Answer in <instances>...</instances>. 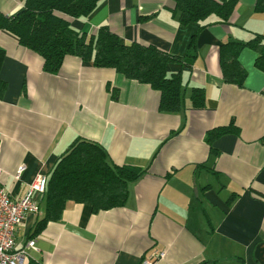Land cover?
<instances>
[{
	"label": "crops",
	"instance_id": "0c3cea01",
	"mask_svg": "<svg viewBox=\"0 0 264 264\" xmlns=\"http://www.w3.org/2000/svg\"><path fill=\"white\" fill-rule=\"evenodd\" d=\"M255 1L237 0L228 22L212 15L183 24L174 0H98L87 16H67L88 35L107 25L123 42L178 55L198 33L180 112L159 110L160 92L149 84L76 55H67L57 74L45 72L38 53L0 29V75L7 82L0 98L1 185L22 195L78 137L100 143L110 163L145 169L129 183L123 206L95 213L88 203L67 201L60 220L32 237L38 249L29 251V264H141L155 250L166 251L156 264H264V71L249 47L239 54L243 86L224 83L219 62L220 44L264 34V11L255 10ZM23 2L0 0V11L8 15ZM179 69L173 64L169 72ZM192 87L205 89V106H192ZM232 120L239 132L216 138L211 152L207 131ZM41 197L39 213L17 227L18 247L44 215Z\"/></svg>",
	"mask_w": 264,
	"mask_h": 264
},
{
	"label": "trees",
	"instance_id": "16d2710c",
	"mask_svg": "<svg viewBox=\"0 0 264 264\" xmlns=\"http://www.w3.org/2000/svg\"><path fill=\"white\" fill-rule=\"evenodd\" d=\"M174 13L183 24L198 22L216 15L228 22L237 0H174ZM98 0H24L12 13L0 11V29L14 34L18 42L43 58V70L57 74L67 55H76L96 67H111L125 77L149 84L160 92L159 110L180 112L184 108V70L191 69L198 56L197 36L190 39L188 51L174 54L153 44L126 43L110 30L101 26L95 34L88 35L71 25L67 16H87ZM255 10L264 11V0H256ZM249 47L259 53L255 60L264 71V34L254 33L248 40L231 39L220 44L219 62L222 80L226 84L243 86L246 68L239 54ZM5 50L0 47V72ZM180 69L169 72L170 65ZM7 82L0 75V98L4 96ZM190 100L193 107L205 106L206 92L202 87H192ZM239 132L234 120L228 125L216 126L207 131L206 141L211 152L213 141L219 136ZM204 166V165H201ZM145 169L131 164L110 163L106 149L98 142L78 137L62 152L48 174L45 194L42 195L44 215L35 222L29 238L41 233L49 222L60 220L66 203L73 200L88 203L93 212L110 210L125 205L129 196V183L141 177ZM229 197L231 203L236 197Z\"/></svg>",
	"mask_w": 264,
	"mask_h": 264
},
{
	"label": "built area",
	"instance_id": "2783aa9c",
	"mask_svg": "<svg viewBox=\"0 0 264 264\" xmlns=\"http://www.w3.org/2000/svg\"><path fill=\"white\" fill-rule=\"evenodd\" d=\"M25 165H21L15 173L19 179ZM48 175L38 174L30 182L22 195L13 196L0 184V264H29V251L37 250L36 239L31 238L23 246L16 244V231L18 225L30 214L40 211L39 197L46 192ZM166 256L165 250H155L141 259V264H156Z\"/></svg>",
	"mask_w": 264,
	"mask_h": 264
}]
</instances>
